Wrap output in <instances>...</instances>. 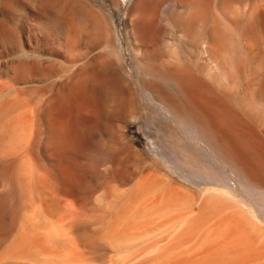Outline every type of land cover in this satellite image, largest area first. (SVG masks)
Masks as SVG:
<instances>
[{
  "label": "rangeland",
  "instance_id": "1",
  "mask_svg": "<svg viewBox=\"0 0 264 264\" xmlns=\"http://www.w3.org/2000/svg\"><path fill=\"white\" fill-rule=\"evenodd\" d=\"M263 7L0 0V264L259 261H250L232 226L245 210L264 232L239 171L244 164L264 175V97L256 112L242 103L244 92H264ZM223 24L248 55L231 87L217 81L198 40ZM187 29L192 41L180 37ZM222 203L239 213H225Z\"/></svg>",
  "mask_w": 264,
  "mask_h": 264
},
{
  "label": "bare ground",
  "instance_id": "2",
  "mask_svg": "<svg viewBox=\"0 0 264 264\" xmlns=\"http://www.w3.org/2000/svg\"><path fill=\"white\" fill-rule=\"evenodd\" d=\"M263 1V3H264V0H262ZM182 7V6H181ZM264 8V7H263ZM259 12V11H258ZM224 25V24H223ZM222 25V26H223ZM226 25H224V27H225ZM228 26V25H227ZM207 27V26H206ZM212 27V26H211ZM226 28V27H225ZM225 28L224 29H222L221 27H218V28H216V29H210V30H208V28H207V31L206 32H204L203 34H201V35H198V40L200 41V44H201V46H202V52H203V54L204 55H206V57H207V62H208V66L210 67V70L212 71V73L214 74V76L216 77V79H217V81L221 84V85H224V86H230V85H232V83H233V81H234V78H233V74H235L234 73V67L236 66V65H238V64H240L241 62H242V60H244L245 58V55H246V52H245V50L243 49L245 46L244 45H242V43H241V38H240V40H239V38L237 37V39L236 38H234V37H236V36H234V37H230V36H228V34H229V32L230 33H232L231 32V30H228L227 28V30H225ZM173 29V28H172ZM231 29H232V27H231ZM235 30V29H234ZM163 31V30H162ZM227 31H229V32H227ZM184 32V31H183ZM235 34V33H234ZM230 35H233V34H230ZM180 37L184 40H186V39H189L190 41H192L193 40V37H192V31H190L189 29H187V30H185V33H183V34H181L180 35ZM250 37V36H249ZM248 37V38H249ZM191 38V39H190ZM247 38V37H246ZM251 38V37H250ZM250 38H249V40H248V43H249V41H250V43L248 44L250 47H252V44L254 43L253 41V39L251 38V40H253V41H251L250 40ZM263 38V37H262ZM264 40V39H263ZM251 42H253L252 44H251ZM192 43V42H191ZM246 44H247V41H246ZM256 44V43H255ZM258 44V43H257ZM256 47H258L257 45H255V48ZM260 47H261V45H260ZM249 48V47H248ZM256 49H258V48H256ZM248 50V49H247ZM253 50H254V48H253ZM261 50V49H260ZM259 51V50H258ZM245 52V53H244ZM253 52V51H252ZM255 52H256V50H255ZM254 52V53H255ZM264 52V51H263ZM262 52V53H263ZM253 53V54H254ZM259 53V52H258ZM245 54V55H244ZM248 54V53H247ZM243 55H244V57H243ZM250 56H251V54H250ZM257 56H260V54L259 55H257ZM252 57V56H251ZM248 58V55H247V57H246V59ZM253 58V57H252ZM245 59V63H247V60ZM256 59V58H255ZM260 60V59H259ZM261 61H263V59L261 60ZM244 62V61H243ZM254 62V61H253ZM258 62V60L257 61H255L254 62V64H256ZM253 64V65H254ZM262 64V63H261ZM258 65H259V63H258ZM240 66H241V64H240ZM259 66H261V65H259ZM263 66H264V64H263ZM238 68H240V67H238ZM246 68V67H245ZM256 68V69H255ZM255 68H253V69H255V70H261V68L262 67H260V69L259 68H257V67H255ZM241 69V68H240ZM249 69V68H248ZM238 71H239V69H237ZM235 72H236V70H235ZM251 72H254V71H251ZM257 72V71H256ZM247 73V72H246ZM255 73V72H254ZM245 74V73H244ZM263 74V73H262ZM191 77V75H188V77ZM246 76H247V74H246ZM256 76H258V74L256 75ZM261 76V75H260ZM260 76H258V77H260ZM180 77V76H179ZM189 77V78H190ZM193 77V76H192ZM191 77V78H192ZM239 77H240V75H239ZM254 77H255V75H254ZM184 78H186L185 76H184ZM194 78H197V77H194ZM256 78V77H255ZM193 79V78H192ZM210 79H212V78H210ZM216 79H214V81H216ZM240 79V78H239ZM252 79V78H251ZM185 80V79H184ZM187 80H189L188 78H187ZM194 81L196 80V79H193ZM202 80V79H201ZM235 80H236V78H235ZM241 80V79H240ZM258 80V79H257ZM186 81V80H185ZM251 82V81H250ZM250 82L248 83V84H250ZM256 82V81H255ZM263 82V79H261L260 81H259V84L261 85V83ZM206 83V82H205ZM215 83V82H214ZM213 83V84H214ZM192 84V83H191ZM199 84H201V82L199 83ZM206 84H210V83H206ZM236 84V83H235ZM241 84V83H240ZM196 85H198V83L196 84ZM195 85V86H196ZM242 85V84H241ZM264 85V84H263ZM217 86V85H216ZM256 86V85H255ZM198 87V86H197ZM197 87H195V90H197L198 88ZM199 87H201V86H199ZM231 87V86H230ZM248 87H250L249 85H248ZM257 87V86H256ZM185 87H183V89H184ZM186 88H188V87H186ZM185 88V89H186ZM190 88V87H189ZM189 88L187 89V90H189ZM197 88V89H196ZM208 88V87H207ZM218 88H219V86H218ZM241 88H242V86H241ZM255 88V87H254ZM193 89V88H192ZM200 89V88H199ZM202 89L204 90V89H206L205 88V86H204V88H203V86H202ZM222 89V88H221ZM226 89V88H225ZM224 89V90H225ZM232 89V88H231ZM237 89V88H236ZM264 89V88H263ZM193 91V94H196V93H198V92H196V91ZM202 90V91H203ZM209 90V89H208ZM218 90V89H217ZM230 90V89H229ZM190 91V90H189ZM192 91V90H191ZM201 91V90H200ZM199 91V92H200ZM205 91V90H204ZM203 91V93H206V94H208L209 92H211V91H209L208 93L207 92H204ZM240 91V90H239ZM239 91H237V92H239ZM242 91H244V88H242ZM194 92H196V93H194ZM213 92V91H212ZM211 92V93H212ZM215 93L216 92H219V91H214ZM212 93V94H215V93ZM231 92V91H230ZM187 93V92H186ZM223 93V92H222ZM242 93V92H241ZM264 92H263V90H262V88L261 87H258V88H255V89H250L249 91H246V92H244L243 93V98H242V103L244 104V106H246V108H248L250 111H252V112H254L256 109H257V106H258V104H259V102H260V99H262V97H264L263 94ZM185 94V93H184ZM199 94L200 95H202V93H198V96H199ZM210 94V93H209ZM208 94V95H209ZM217 94V93H216ZM191 95H192V93H191ZM207 95V97L209 98V97H216V96H218V95H216V96H214V95H210V96H208ZM198 96L196 95V97H197V99H200V97L198 98ZM221 96V95H220ZM220 96H218V97H216V98H218V101L220 100L219 99V97ZM242 96V95H241ZM202 97H206V95L205 96H202ZM201 97V98H202ZM224 97V96H223ZM222 96L220 97L221 98V100H223L224 98H223ZM194 98V97H193ZM223 98V99H222ZM192 99V98H191ZM203 99V98H202ZM202 99H201V103H203L202 102ZM205 100V99H204ZM203 100V101H204ZM220 100V101H221ZM233 100V99H232ZM189 101V100H188ZM212 101V100H211ZM235 101V100H234ZM192 102V101H191ZM262 102V101H261ZM193 103V102H192ZM206 103V102H205ZM221 104V103H220ZM220 104H218V105H220ZM189 106V105H188ZM215 106H217V104L215 105ZM215 106H214V108H215ZM263 106V105H262ZM190 107V106H189ZM191 107H193V106H191ZM217 109L219 110V107H217ZM215 110V109H214ZM264 110V109H263ZM209 111V110H208ZM211 112H213V110H210ZM221 111V110H220ZM232 111V110H231ZM217 111H215V113H216ZM225 112V111H224ZM232 112H234V111H232ZM256 112V111H255ZM214 113V112H213ZM218 113H220V112H218ZM223 113V112H222ZM222 113H221V115H222ZM227 113V112H226ZM229 113V112H228ZM235 113V112H234ZM208 114H209V112H208ZM207 114V115H208ZM212 114V113H211ZM225 114V113H224ZM223 114V115H224ZM232 114V113H231ZM210 115V114H209ZM220 114L218 115V117L219 116H221ZM237 115V114H236ZM202 116V115H201ZM211 116V115H210ZM231 116H233V115H231ZM248 116V115H247ZM26 117V116H25ZM238 117V116H237ZM244 117H245V115H244ZM220 118V117H219ZM233 118V117H232ZM231 118V119H232ZM205 119V118H204ZM203 119V120H204ZM221 119V118H220ZM234 119H236V120H238L236 117L234 118ZM245 119V118H244ZM233 120V119H232ZM232 120H229V121H232ZM250 120V119H249ZM202 122V121H201ZM221 122V121H220ZM250 121H248V123H249ZM203 123V122H202ZM218 123H219V120H218ZM236 124V123H235ZM205 126V125H204ZM219 126V125H218ZM223 128V127H222ZM241 129V128H240ZM240 129H239V131H240ZM250 129V128H249ZM238 130V129H237ZM201 131V130H200ZM249 132H251L250 130H248ZM248 131H243L244 133L245 132H248ZM257 131V130H256ZM242 132V133H243ZM248 132V134L247 135H249L250 133ZM255 132V131H254ZM231 133V132H230ZM229 133V134H230ZM252 133V132H251ZM235 134V133H234ZM246 135V136H247ZM251 135V134H250ZM256 135V134H255ZM243 136H245V135H243ZM252 137H254L253 135H251ZM228 138V137H227ZM230 138V137H229ZM249 138V137H248ZM208 139V138H207ZM232 139V138H231ZM239 139H241V138H239ZM243 139V138H242ZM245 139H247V137H245ZM253 139H256V138H252L251 139V141H253ZM18 141V140H17ZM230 141V140H229ZM244 141V140H243ZM242 141V142H243ZM240 142H241V140H240ZM246 142V141H245ZM248 142H249V140H248ZM247 142V144H249ZM254 142V141H253ZM257 142V141H256ZM256 142H254L252 145H255V143ZM225 143V142H224ZM229 143V142H228ZM239 144V143H238ZM244 144V143H243ZM258 144V143H257ZM226 145V144H225ZM250 146H248L249 148L251 147V144H249ZM259 145V144H258ZM16 146V145H15ZM213 146H214V148L216 149V151H219L220 153H223L224 154V152H223V150H222V148H221V146H220V144H219V141H218V139H215V141H214V143H213ZM230 146V145H229ZM244 146V145H243ZM246 146V145H245ZM260 146V145H259ZM259 146H257V147H259ZM256 147V146H255ZM256 147V148H257ZM218 148V149H217ZM245 148V147H244ZM251 148H254V147H251ZM250 148V149H251ZM226 150V149H225ZM228 150V149H227ZM249 150V149H248ZM253 150H255V149H252L251 151H253ZM261 150V151H260ZM257 149V153L260 151V152H262V154H264V150L262 151V147H261V149ZM216 153V152H215ZM214 153V154H215ZM248 153V152H247ZM254 153H256V150H255V152ZM254 153H252L251 155H253L254 156ZM249 154H250V152H249ZM262 154H260V155H262ZM248 155V154H247ZM260 155H258V157H260ZM228 156V159L227 160H229L230 161V164L231 163H233L234 165L232 166V167H234V166H237L238 165V162L235 160V158L234 157H231V156H229V155H227ZM227 156H226V158H227ZM263 156L264 155H262V158H263ZM225 158V159H226ZM248 159H249V157H247ZM251 158H252V156H251ZM239 160V159H238ZM244 160V159H243ZM250 160V159H249ZM253 160V159H252ZM251 160V161H252ZM251 161H249V163L251 162ZM256 162H257V160H255ZM254 161V162H255ZM176 162V161H175ZM229 163V162H228ZM245 163V162H244ZM249 163H246V165L248 164L249 165ZM256 164V163H255ZM244 164H242V166H240V168H239V171H240V173H241V175H242V177L244 178V180H246V182H249L251 185H252V187H253V190H252V193H253V198H255V204H256V206H255V209L253 210V216H254V218L255 219H258V220H262V219H264V175L263 174H261V175H263L262 177H261V175H254L252 172V174L250 173V171H248L247 169H246V167H244L243 166ZM257 165V164H256ZM256 165H253L254 167L256 166ZM261 165V167H263L262 166V164H260ZM259 165V166H260ZM239 167V166H238ZM252 167V166H251ZM255 169V168H254ZM259 169H260V167H259ZM259 169H255V171L256 170H258L259 171ZM262 169V168H261ZM251 170V169H250ZM262 170H264V169H262ZM262 170H261V173H262ZM260 172V171H259ZM258 172V173H259ZM255 174H257L256 172H255ZM216 176H220V175H218V173L217 174H215ZM214 176V175H213ZM238 176H240V175H238ZM217 180H219V179H217ZM248 183V184H249ZM250 186V185H249ZM150 188V187H149ZM142 192V191H141ZM150 193V192H149ZM173 193V192H172ZM186 193V192H185ZM145 194H146V192H145ZM148 194V193H147ZM186 195V194H185ZM178 197V196H177ZM182 197H184V195L182 196ZM186 197V196H185ZM210 202V201H209ZM222 202V201H221ZM167 203H168V201H167ZM206 203V202H205ZM212 203H213V201H212ZM215 204V203H214ZM182 205V204H181ZM209 205H212V204H210L209 203ZM209 205H207V208H208V206ZM128 206V205H127ZM204 206V205H203ZM223 206H225V207H223ZM230 206V205H229ZM235 206V205H234ZM212 207H213V205H212ZM211 207V208H212ZM215 207H221V206H215ZM228 207V206H227ZM214 208V207H213ZM212 208V209H213ZM224 208L225 209H227L226 208V205H223V203H222V210H224ZM235 208V207H234ZM202 209H204V208H202ZM217 209V212H218V208H216ZM216 209H214V211L216 210ZM200 210V209H199ZM235 209H232V212L234 211ZM240 209L238 208L236 211L237 212H233V213H231V208H230V210H229V208H228V211H229V213H231L232 215H234L235 213H239L238 211H239ZM210 211V210H209ZM213 211V210H212ZM221 210H219V212H220ZM226 210H224V212H225ZM227 211V212H228ZM227 212H225V213H227ZM228 213V214H229ZM214 215V214H213ZM224 216H225V214H223ZM223 215H222V217H223ZM231 215V216H232ZM250 216V215H249ZM248 215H247V213L245 212V210H242L239 214H236V215H234L233 216V219H234V223H235V228H234V226H232L233 228H232V230L235 232H237V234H235L234 236L236 237V238H238L239 239V241H238V239H237V241H238V243L240 242V243H243L242 244V246L244 245L245 247H246V250L245 251H248L247 253H251V254H249V255H247V256H249V258H250V261H252L253 259H254V262L258 259L259 261H256L255 262V264H257V262H261V260L262 259H264V258H262V257H264V232L263 231H260V225L257 223V222H255V220H251V218L252 217H249ZM153 219V218H152ZM212 219H214V218H212ZM221 219H224V218H221ZM231 219V218H230ZM136 220V219H135ZM210 220H211V218H210ZM227 220H229V219H227ZM232 220V219H231ZM262 222V221H261ZM264 222V221H263ZM225 223V222H224ZM227 223V222H226ZM229 223H230V221H229ZM233 223V222H232ZM215 224H217V221L215 222ZM193 226V225H192ZM262 228V227H261ZM235 229V230H234ZM232 230H231V235H233V233H232ZM262 230V229H261ZM205 233V232H204ZM202 235V234H201ZM227 235H229V234H227ZM40 236H42V235H40ZM209 236V235H208ZM238 236V237H237ZM43 237V236H42ZM202 238V237H201ZM210 238V237H209ZM39 239V238H38ZM207 239V238H206ZM46 240V239H45ZM228 240H229V237H228ZM42 241V240H41ZM227 241V240H226ZM236 241V240H235ZM202 242V241H201ZM235 243V242H234ZM199 244V243H198ZM229 245V244H228ZM222 246V245H221ZM212 247V246H211ZM230 247V246H229ZM238 247H240L239 245H238ZM209 248V247H208ZM228 248V247H227ZM248 248V249H247ZM245 249V248H244ZM216 250V249H215ZM222 250V249H221ZM227 250V249H226ZM239 250V249H238ZM198 251V250H197ZM218 251V250H217ZM244 251V250H243ZM208 252V251H207ZM221 252V251H220ZM240 252V251H239ZM214 253V252H213ZM237 253V252H236ZM251 256L253 257L252 258V260H251ZM68 257H70V256H68ZM260 258V259H259ZM262 258V259H261ZM206 259V258H205ZM209 259V258H208ZM245 259H246V257H245ZM62 260V259H61ZM76 260V259H75ZM193 260V259H192ZM182 261V260H181ZM180 261V262H181ZM184 261V260H183ZM186 261V260H185ZM191 261V260H190ZM189 261V262H190ZM195 261V260H194ZM194 261H192V262H190L189 264H197V263H195ZM178 262V261H177ZM198 262H200V261H198ZM253 262V263H254ZM263 262V264H264V261H262ZM262 262H261V264H262ZM174 264L176 263V261L175 262H173ZM173 263H171V264H173ZM221 263V262H220ZM184 264V263H183ZM260 264V263H259Z\"/></svg>",
  "mask_w": 264,
  "mask_h": 264
}]
</instances>
